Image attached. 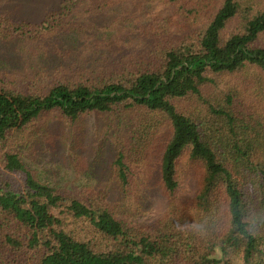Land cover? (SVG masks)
Listing matches in <instances>:
<instances>
[{"label": "trees", "instance_id": "16d2710c", "mask_svg": "<svg viewBox=\"0 0 264 264\" xmlns=\"http://www.w3.org/2000/svg\"><path fill=\"white\" fill-rule=\"evenodd\" d=\"M127 1L61 0L38 22L0 13V36L80 31L76 16ZM157 2L165 16L96 35L97 63L73 79L0 86V264H264V0ZM89 115L112 131L114 189L156 163L167 207L151 224L116 213L106 188L69 187L26 162L33 123L75 124L62 135L72 147ZM185 163L198 184L180 200Z\"/></svg>", "mask_w": 264, "mask_h": 264}, {"label": "rangeland", "instance_id": "374dc122", "mask_svg": "<svg viewBox=\"0 0 264 264\" xmlns=\"http://www.w3.org/2000/svg\"><path fill=\"white\" fill-rule=\"evenodd\" d=\"M61 0H0V13L14 21H40L47 11L56 9ZM79 9L82 6L78 7ZM166 9L157 0H129L100 15L85 14L75 17L72 23L82 26L80 31L47 33L44 30L34 37L36 27L29 28L28 35L8 38L0 36V86L21 85L25 77L52 83L60 78L73 79L75 67H91L98 55L91 41L96 35L106 38L124 37L128 29L139 22L165 16ZM8 32V31H6ZM49 121L33 123L24 133L26 145L24 158L43 177L59 180L69 187L92 186L106 188L116 213L132 217L135 224L148 225L157 220L167 207V197L162 194L156 163H141L132 173L130 189L125 192L114 189L110 163L113 150L106 143L112 131L107 130L104 117L89 115L80 123L78 146H69L63 140L75 124L62 123L51 116ZM104 148H101V145ZM179 187L176 196L186 200L197 189L194 166L179 164ZM111 180V181H110Z\"/></svg>", "mask_w": 264, "mask_h": 264}]
</instances>
